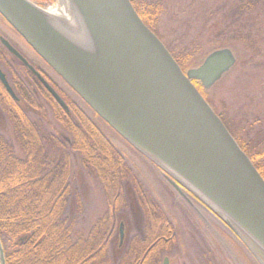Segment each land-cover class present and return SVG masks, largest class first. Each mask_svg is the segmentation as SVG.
<instances>
[{
  "label": "water",
  "instance_id": "water-1",
  "mask_svg": "<svg viewBox=\"0 0 264 264\" xmlns=\"http://www.w3.org/2000/svg\"><path fill=\"white\" fill-rule=\"evenodd\" d=\"M70 1L81 20L75 39L51 27L29 0H0V16L95 115L159 167L180 195L182 189L192 194L264 253V180L192 83L208 89L218 82L235 66L231 50L214 51L183 72L129 0ZM2 43L68 111L27 61ZM0 81L15 98L1 70Z\"/></svg>",
  "mask_w": 264,
  "mask_h": 264
},
{
  "label": "trees",
  "instance_id": "trees-1",
  "mask_svg": "<svg viewBox=\"0 0 264 264\" xmlns=\"http://www.w3.org/2000/svg\"><path fill=\"white\" fill-rule=\"evenodd\" d=\"M129 1L183 72L198 64L201 55L197 54L204 45L195 47L196 44H192L190 49L170 50L157 31L161 13L158 4L153 0ZM258 4V1L241 2L233 8L229 17L232 28L218 32V42L211 52L229 49L235 39L253 47L250 35L239 29L238 22L251 15ZM196 85L202 95L200 85ZM39 92L42 96L45 94L54 107L56 122L68 136L48 132L42 123L30 121L20 104L9 97H1V107L12 124L13 140L22 152L21 158L18 157L12 143L0 134V243L4 263L110 264L108 249L118 215L132 212L137 206L143 230L131 239L117 264H161L165 247L160 246L159 241L166 236L160 231L167 228L163 234H172L169 232L172 224L161 207L144 191L95 121L69 103V111L65 112L41 87ZM21 95L24 102L30 97L25 89ZM218 116L264 180V163L260 156L251 155L250 145L234 135L224 116ZM71 155L78 158L82 169L96 175L108 207L102 220H97L86 233L76 226V216L81 214L82 206L71 177ZM71 210L75 214L73 218ZM155 238L158 242L153 241Z\"/></svg>",
  "mask_w": 264,
  "mask_h": 264
},
{
  "label": "rangeland",
  "instance_id": "rangeland-1",
  "mask_svg": "<svg viewBox=\"0 0 264 264\" xmlns=\"http://www.w3.org/2000/svg\"><path fill=\"white\" fill-rule=\"evenodd\" d=\"M39 7H54L58 0H29ZM161 10L157 31L170 50L191 48L192 44L204 45L198 67L206 54L214 50L218 32L231 27L230 15L241 2L258 1L251 15L239 21V29L250 35L254 45L247 46L235 40L229 44L235 66L202 95L217 115L230 123L234 135L250 145L253 156H260L264 163V0H153ZM232 28V27H231ZM12 30V29H11ZM0 18V36L11 42L17 50L56 86L62 100L81 110L95 121L100 130L121 154L144 187V191L161 207L172 224L170 233L159 241L164 246L162 259L169 264H264V253L241 231L222 223L197 198L182 190L184 196L170 186L160 168L141 153L129 147L115 133L94 117L73 91L17 37ZM210 54V53H209ZM8 57V56H7ZM198 58V57H197ZM4 59V58H3ZM8 60L9 57H8ZM16 65V62L14 63ZM14 65V66H15ZM1 68L11 76V64L1 61ZM191 68V69H192ZM16 74L22 72L16 65ZM26 81V80H25ZM196 87H198L196 85ZM32 88V86H30ZM38 97L30 96L22 103L30 121L42 123L54 135L68 136L54 117L53 106L33 86ZM61 92V93H60ZM0 134L12 143L16 155L22 152L14 142L12 124L5 111L0 110ZM71 177L81 198L82 212L76 216V226L85 233L97 220H102L108 210L106 198L96 175L81 168L77 157L71 155ZM70 217L75 216L71 210ZM137 206L133 211L118 215L110 238L108 256L110 264H117L130 241L142 229V216ZM121 231V236H120ZM157 238V237H156ZM153 241H157V239ZM172 241L171 243H169ZM158 242V241H157ZM156 242V243H157ZM155 243V244H156ZM162 264V263H161Z\"/></svg>",
  "mask_w": 264,
  "mask_h": 264
},
{
  "label": "flooded vegetation",
  "instance_id": "flooded-vegetation-1",
  "mask_svg": "<svg viewBox=\"0 0 264 264\" xmlns=\"http://www.w3.org/2000/svg\"><path fill=\"white\" fill-rule=\"evenodd\" d=\"M10 29V28H9ZM11 30V29H10ZM13 32V30H11ZM14 33V32H13ZM17 37H19L16 33H14ZM2 39L7 41L20 55L21 57H23L27 63L41 76V78L44 79V81L54 90V92L59 96V98L62 100L60 94H58L57 92V88L55 86V84H53V82H51L47 77L43 76L42 72L36 68L35 66H33L32 64H30V62L24 57L23 54H21L17 48L11 43L9 42L7 39H5L4 37L0 36V70L1 72L4 74L5 79L8 82L9 87L11 88L13 94L15 95V98H13L6 90V88L4 87V85L1 83L0 81V99L2 96L9 97L12 101H14L16 104H20V106L23 103V100L21 98V93H23L24 89L27 91V93L30 96H35L38 97V93H36L37 91L35 90V88H33V86L35 85L38 90L41 87L43 91H46L48 93V95L52 98L51 94L45 89L44 85L40 82V80L38 79V77L29 70V68L27 66H25L20 60H18L12 53H10L6 47L3 45L2 43ZM22 40V39H21ZM24 43V42H23ZM10 60H8V57ZM38 57V56H37ZM4 58V59H3ZM40 59V58H39ZM6 61V63L11 64V76L9 77L8 72L4 71L1 68V61L3 62ZM41 60V59H40ZM42 61V60H41ZM16 62V65L18 66V68L20 69V72H22V74L20 76H17L16 72V65L14 64ZM43 62V61H42ZM44 63V62H43ZM45 64V63H44ZM15 65V66H14ZM46 65V64H45ZM47 66V65H46ZM48 67V66H47ZM49 68V67H48ZM50 69V68H49ZM51 70V69H50ZM52 71V70H51ZM53 72V71H52ZM54 75H56L55 72H53ZM57 76V75H56ZM60 80H62L59 76H57ZM26 80V81H25ZM63 81V80H62ZM64 82V81H63ZM30 86H32V88H30ZM61 93V92H60ZM74 93V92H73ZM76 95V94H75ZM30 98V97H29ZM53 101H55L52 98ZM68 106V105H67ZM0 110L3 111L1 104H0ZM65 111V110H64ZM67 112V111H65Z\"/></svg>",
  "mask_w": 264,
  "mask_h": 264
},
{
  "label": "bare ground",
  "instance_id": "bare-ground-1",
  "mask_svg": "<svg viewBox=\"0 0 264 264\" xmlns=\"http://www.w3.org/2000/svg\"><path fill=\"white\" fill-rule=\"evenodd\" d=\"M58 32L75 39L81 32V20L70 0H58L52 8H41L40 11Z\"/></svg>",
  "mask_w": 264,
  "mask_h": 264
}]
</instances>
